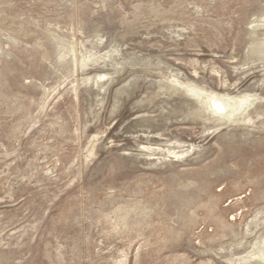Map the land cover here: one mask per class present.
<instances>
[{"label":"rangeland","instance_id":"374dc122","mask_svg":"<svg viewBox=\"0 0 264 264\" xmlns=\"http://www.w3.org/2000/svg\"><path fill=\"white\" fill-rule=\"evenodd\" d=\"M188 85L254 102L223 121ZM263 238L264 0H0V264H264Z\"/></svg>","mask_w":264,"mask_h":264},{"label":"bare ground","instance_id":"6f19581e","mask_svg":"<svg viewBox=\"0 0 264 264\" xmlns=\"http://www.w3.org/2000/svg\"><path fill=\"white\" fill-rule=\"evenodd\" d=\"M253 50L254 49H252V51ZM81 58H83V56ZM187 88L189 89V91H191L197 101L207 106L215 116L227 122L233 120L240 121L241 119H243L247 108H249L254 102L251 95H232L229 93H222L217 91H207L201 87H197L194 85H188ZM254 244L255 245L253 246V250L247 256H249L250 258H260L263 262L264 238L258 239Z\"/></svg>","mask_w":264,"mask_h":264}]
</instances>
